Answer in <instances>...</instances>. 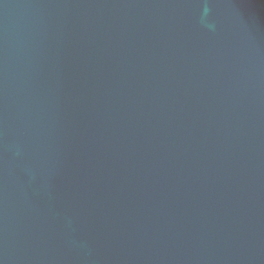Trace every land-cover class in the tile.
Listing matches in <instances>:
<instances>
[{
  "label": "water",
  "instance_id": "obj_1",
  "mask_svg": "<svg viewBox=\"0 0 264 264\" xmlns=\"http://www.w3.org/2000/svg\"><path fill=\"white\" fill-rule=\"evenodd\" d=\"M0 264H264V0H0Z\"/></svg>",
  "mask_w": 264,
  "mask_h": 264
}]
</instances>
